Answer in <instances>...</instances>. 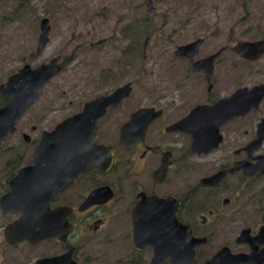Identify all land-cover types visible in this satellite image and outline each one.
I'll return each mask as SVG.
<instances>
[{
  "label": "flooded vegetation",
  "instance_id": "obj_1",
  "mask_svg": "<svg viewBox=\"0 0 264 264\" xmlns=\"http://www.w3.org/2000/svg\"><path fill=\"white\" fill-rule=\"evenodd\" d=\"M6 1L0 0V12ZM15 2L20 3L23 0ZM21 13V10L6 11L0 17V43L1 28L7 24H15V32L12 38L7 40L10 43L9 48L0 46V86L6 87L8 79L24 66L35 68L55 58L56 64L59 65V71L55 74L57 75L63 68L66 69V65L71 61L77 60L84 51H89L94 57L79 59L74 69V89L63 90L60 94L63 97L62 102L53 101V108H49L50 99L47 96L44 99L42 92L55 75L49 79L15 120L13 131L8 132L0 142L1 153L4 143L17 134L26 147L24 151L19 152L9 143L8 150L11 152L6 156L0 155V201L4 203L11 190L10 182L18 170L33 164L34 150L44 131L49 132L59 122L80 113L84 105L94 99L109 97L125 84H128L129 89L126 94L120 92L123 94L120 98L115 97L105 102L101 114L95 119L94 143L99 146L98 165L88 166L66 180L53 194L45 211L38 209L31 213L33 216L29 223L35 225L34 231H38L40 228L35 223L43 222L46 212L56 208L66 209L60 213L62 220L58 221V224L65 222L71 228L63 239L45 236L33 242L22 239L7 243L3 236L4 228L19 220L23 212L15 209V204L11 202L5 205L7 210H3L0 205V223L3 224L0 236L5 251L12 250L8 257L11 259L10 264H37L45 259L60 257L70 247L71 258L75 264H98L99 261L105 264H264V135L255 150L249 154L245 151V146L257 138L258 124L264 119V95L244 114L222 121L217 126L220 140L206 153H197L192 149L191 130L188 125L174 128V125L196 106H210L229 97L239 88L250 89L264 85V81L251 85L237 83L240 65L263 59L264 50L254 60L242 58L233 50L239 42L264 38L225 40L211 48L204 56L197 58L199 48L204 42L202 37H197L202 41L197 54L191 58L175 55L174 51L179 45L176 46L174 55L188 63L192 75L202 76L205 97L203 101L189 106L181 105L183 100L161 104L159 94L135 89L134 78H128L129 67H135L130 63V51L125 47V43L117 47L115 44H120V38L115 41L113 34H101L98 37L96 31H82L78 26L71 27V40L75 44L69 53H65L66 42L64 34H61L63 50L51 53L45 61L34 64L33 57H39L50 41L51 22L46 15H42L37 19V29L33 30L31 16H23ZM99 17L100 15H93L90 23L98 21ZM43 19H46V41L41 49L37 50ZM122 21V18L119 20L117 17L115 23ZM25 22H30L25 28L26 32L22 27ZM72 22L75 23V20ZM119 31L122 38L129 39V31L125 27H120ZM146 38L148 42L149 37ZM132 40L134 45H139L137 39ZM144 40L140 44L142 52L147 45V42L143 44ZM109 48L116 51V57L104 60V57H98V54L108 56L106 50ZM217 52L212 61L211 72L207 68L192 71L194 61ZM2 64L10 65L11 68L2 70ZM218 86L224 90L228 87L230 91L214 94ZM10 88H16V84L13 83ZM7 102V94L0 92V108ZM39 102L41 104L37 107L38 111L32 113L34 105ZM57 104L58 107L54 106ZM64 109L71 110L53 123L48 114ZM138 110H150L149 114L139 113L137 117L138 125L146 123L144 132L133 142L123 143L120 140V130ZM87 120L93 119L90 117ZM34 133L36 137H33ZM56 139L52 138L51 142ZM222 143L228 148L212 155L211 152L218 149ZM232 146L234 147L230 149ZM205 156H210L209 168L194 175L192 161ZM217 173L220 176L211 178ZM181 181L182 183L178 184ZM97 190H102L100 195L94 198V202L87 203L88 195ZM151 196L173 198L172 204L176 205V226L172 225L170 218L159 221V225L154 228L160 237L158 241L136 244L132 211L140 197ZM177 226L181 228L182 234L177 233ZM179 236L190 238L185 250L184 245L177 242ZM99 247L106 248V252L102 254L97 249Z\"/></svg>",
  "mask_w": 264,
  "mask_h": 264
},
{
  "label": "rangeland",
  "instance_id": "obj_2",
  "mask_svg": "<svg viewBox=\"0 0 264 264\" xmlns=\"http://www.w3.org/2000/svg\"><path fill=\"white\" fill-rule=\"evenodd\" d=\"M17 3L15 0H7L0 12V17L6 11L21 10L23 11L21 15L31 16L33 30L37 29V19L42 15H46L51 22L50 41L39 57H33L34 64L38 61H45L51 53L63 50L61 34H64L66 42L64 43L65 53H69L75 44L71 40V27L78 26L82 31L85 29L96 31L98 37L101 34L103 36L113 34L116 37L115 41L120 38V44L116 43L115 45L119 47L125 43V47L130 51V63L135 67L132 65L129 67L130 76L128 78H134L135 89L145 90L149 94H159L161 104L178 103L179 100H183L181 105L189 106L203 101L205 97L202 76L200 74L192 75L188 63L174 55L173 51L176 46L202 37L204 42L199 48L197 58L204 56L211 48L225 40L264 38V0H154L155 10L152 13L145 11L142 0H60L58 2L57 0H23L18 5H16ZM93 15H100V17L98 21L91 24ZM117 17L119 20L121 18L123 20L119 24L115 23ZM73 20L75 23L72 22ZM29 23L22 24L25 32ZM120 27H125L129 31V39L122 38ZM1 31L0 46L9 48L10 43L7 40L12 38L15 24H7L1 28ZM145 37H149V41L142 52L140 44ZM132 39H137L139 45H134ZM137 46L139 50H137ZM28 47L30 48V43ZM3 50L5 49L3 48ZM106 53L108 56L98 54V57H104V60L117 56H114L116 51L110 50V48L106 50ZM87 57L94 56H91L89 51H84L77 60L71 61L66 65V69L63 68L55 75L46 89L42 90L44 99L46 96L50 99L49 108H53L51 105L53 101L57 103L61 100L62 102L63 97L60 94L63 90L74 89V69H76L79 59ZM5 68H11V66L2 64L1 69ZM226 68H228L227 65ZM257 81H264V58L252 64H242L239 67L238 85H251ZM229 89L227 87L224 90L218 86L214 94H218L219 91L226 93L230 91ZM40 104L39 102L34 105L32 113L38 111L37 107ZM54 106L58 107V104ZM70 110L51 111L48 116L54 123ZM33 137H36L35 133ZM9 143L15 147V151L22 152L26 149L16 134L15 137L9 138V141L4 143V149L0 155L6 156L11 152L10 149L8 150ZM14 147H12V152H14ZM227 148L228 146L222 143L211 154H218ZM209 159L210 156H205L193 160L192 173L198 175L207 170L210 166ZM181 183L182 181L178 184ZM2 226L3 224L0 223V232ZM3 244V239L0 236V264H10L11 259L8 257L12 250L5 251ZM97 249L102 254L106 252L104 247ZM98 264H105V262L99 261Z\"/></svg>",
  "mask_w": 264,
  "mask_h": 264
},
{
  "label": "water",
  "instance_id": "obj_3",
  "mask_svg": "<svg viewBox=\"0 0 264 264\" xmlns=\"http://www.w3.org/2000/svg\"><path fill=\"white\" fill-rule=\"evenodd\" d=\"M142 2L146 12L152 13L155 10L153 0H143ZM46 33V19H43L37 50H40L45 43ZM201 41V38H197L187 44L179 45L174 53L177 56L191 58L197 54ZM146 42L147 38L143 44ZM233 50L242 58L254 60L263 52L264 40L242 41L236 44ZM217 54L218 52L194 61L192 71L207 68L211 72L212 61ZM58 71L59 65L56 64L54 58L35 68L22 67L17 74L8 79L6 87L0 86V92L7 94L8 97L7 104L0 108V142L8 132L13 131L15 120L35 98L39 89ZM13 83L16 84V88H10ZM128 89V84H125L109 97L97 98L86 103L80 113L59 122L51 131L42 133L34 150L33 164L18 170L10 182L11 190L6 195L4 203L0 201L3 210H7L8 207L5 205L11 202L15 204V209L18 208L23 212L19 220L4 228L3 236L7 243L22 239L33 242L45 236L64 238L71 226L65 222L59 225L58 221L62 220L60 213L66 209L56 208L46 212L44 221L35 223L40 228L38 231H34L35 225L29 223L31 216H33L31 213L38 209L45 211L53 194L66 180L84 168L98 163L99 146L94 143L96 138L95 119L101 114L105 102L115 97L120 98L123 95L120 92L123 91L126 94ZM263 95L264 85H257L250 89L244 87L236 89L229 97L220 99L210 106H196L179 123L175 124L174 128H182L188 125L191 130L192 149L197 153H206L214 148L220 140L217 134V126L231 116L244 114L250 107L255 106ZM144 112L149 114L150 110H138L132 115L129 122L122 126L120 130L121 142L129 144L143 134L146 123L138 125L137 117L139 113ZM90 117H92V121L87 120ZM257 132V138L245 146V151L248 154L257 148L264 135V119L258 124ZM52 138L57 139L51 142ZM218 176L220 175L217 173L211 178ZM100 191L102 190L90 193L86 202H94V198ZM173 201L172 197H140L131 216L136 244L149 243L151 240L158 241L160 237L154 228L159 225V221L163 222L166 218H170L172 225L176 226L174 215L176 205L175 203L172 204ZM177 233L182 234L179 226H177ZM188 239L190 240V238ZM188 239L181 236L177 239L179 245H184V250ZM178 250L180 249L178 248ZM71 251L72 248L70 247L60 257L45 259L37 264H44V262L45 264H58L59 262L60 264H75L71 258Z\"/></svg>",
  "mask_w": 264,
  "mask_h": 264
}]
</instances>
